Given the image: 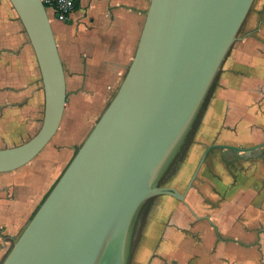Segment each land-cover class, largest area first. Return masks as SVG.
Listing matches in <instances>:
<instances>
[{"label":"crops","instance_id":"crops-1","mask_svg":"<svg viewBox=\"0 0 264 264\" xmlns=\"http://www.w3.org/2000/svg\"><path fill=\"white\" fill-rule=\"evenodd\" d=\"M150 2L79 0L65 23L49 10L68 99L115 96L135 56ZM240 38L166 181L181 193L207 146L247 149L264 142V0H256ZM68 106L69 100L62 124L67 117L73 129L75 113ZM43 109L33 48L10 2L0 0V148L32 138ZM67 139L65 133L56 141ZM63 154L60 161L67 160ZM65 164L56 165L54 181ZM20 170L0 174V263L53 185L42 189L34 172ZM130 264H264V147L213 150L186 202L152 199L138 221Z\"/></svg>","mask_w":264,"mask_h":264},{"label":"water","instance_id":"water-1","mask_svg":"<svg viewBox=\"0 0 264 264\" xmlns=\"http://www.w3.org/2000/svg\"><path fill=\"white\" fill-rule=\"evenodd\" d=\"M8 1L34 51L44 109L32 138L0 148V174L27 166L46 149L69 100L45 3ZM255 2L151 0L117 93L0 264H130L148 202L160 196L186 202L213 150L264 147V142L247 149L209 145L184 193L162 184L192 136Z\"/></svg>","mask_w":264,"mask_h":264},{"label":"rangeland","instance_id":"rangeland-1","mask_svg":"<svg viewBox=\"0 0 264 264\" xmlns=\"http://www.w3.org/2000/svg\"><path fill=\"white\" fill-rule=\"evenodd\" d=\"M112 98H81L77 99L70 97L69 99V111H73L74 115V125L73 129H69L67 125V117L64 120L62 129L58 131V135L34 161H32L27 166L21 168L20 171H32L35 173V178L41 181L42 189H45L48 184L52 183V187L57 182L56 179L52 178V173L56 168V165L60 163H66L64 169L68 166L69 162L72 160L76 154L78 148L82 145L86 137L89 135L94 125L97 123L101 115L103 114L106 107L109 105ZM67 115V114H66ZM67 126V127H66ZM68 136L66 142H57L56 140L61 137V135ZM51 149L53 152H51ZM54 149V150H53ZM71 152V154H70ZM63 153H67V160L60 161L61 156L64 158ZM50 155V160L45 161V157ZM59 159V160H58ZM64 172V171H63ZM61 176V175H60ZM168 176V175H167ZM166 179V178H165ZM37 181V180H36ZM164 182V181H162ZM52 188L49 189V191ZM43 199H45L46 195ZM37 196V194H36ZM43 201V200H42ZM38 209V208H37ZM36 209V210H37ZM35 210V212H36ZM34 212V213H35Z\"/></svg>","mask_w":264,"mask_h":264},{"label":"built area","instance_id":"built-area-1","mask_svg":"<svg viewBox=\"0 0 264 264\" xmlns=\"http://www.w3.org/2000/svg\"><path fill=\"white\" fill-rule=\"evenodd\" d=\"M79 0H43L48 10L58 15L60 22H68Z\"/></svg>","mask_w":264,"mask_h":264},{"label":"flooded vegetation","instance_id":"flooded-vegetation-1","mask_svg":"<svg viewBox=\"0 0 264 264\" xmlns=\"http://www.w3.org/2000/svg\"><path fill=\"white\" fill-rule=\"evenodd\" d=\"M194 130H195V129H194ZM193 132H194V131H193ZM192 135H193V133H192ZM191 137H192V136H191ZM191 137H190V139L188 140V143L186 144V147H187V145L189 144V142H190V140H191ZM184 150H186V148H184ZM184 150L182 151L181 155L184 153ZM181 155L179 156V158L177 159V161L181 158ZM176 165H177V163H176V164L172 167V169L169 171L168 176H166V179L164 178V180H163L164 182L167 181L170 172L174 169V167H175ZM164 182H162V184H163ZM150 202H151V201H150ZM150 202H148V204L144 207V209H143L141 215H143V214L147 211Z\"/></svg>","mask_w":264,"mask_h":264},{"label":"trees","instance_id":"trees-1","mask_svg":"<svg viewBox=\"0 0 264 264\" xmlns=\"http://www.w3.org/2000/svg\"><path fill=\"white\" fill-rule=\"evenodd\" d=\"M49 192H50V191H49ZM47 195H48V194H47ZM47 195H46V196H47ZM45 198H46V197H45ZM43 201H44V199H43ZM43 201H42V202H43ZM42 202H41V203H42ZM40 205H41V204H40ZM40 205H39V206H40Z\"/></svg>","mask_w":264,"mask_h":264}]
</instances>
